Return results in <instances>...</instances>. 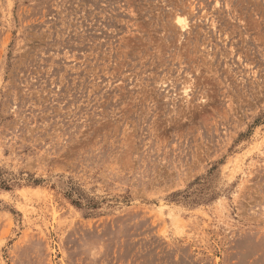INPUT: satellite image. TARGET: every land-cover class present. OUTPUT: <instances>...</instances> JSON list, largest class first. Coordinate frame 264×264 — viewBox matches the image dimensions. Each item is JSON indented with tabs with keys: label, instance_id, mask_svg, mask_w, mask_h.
I'll use <instances>...</instances> for the list:
<instances>
[{
	"label": "rangeland",
	"instance_id": "obj_1",
	"mask_svg": "<svg viewBox=\"0 0 264 264\" xmlns=\"http://www.w3.org/2000/svg\"><path fill=\"white\" fill-rule=\"evenodd\" d=\"M0 264H264V0H0Z\"/></svg>",
	"mask_w": 264,
	"mask_h": 264
}]
</instances>
